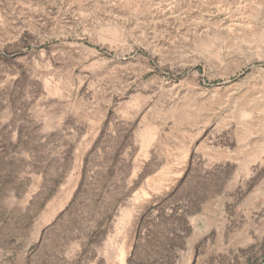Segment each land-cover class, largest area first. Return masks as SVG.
Instances as JSON below:
<instances>
[{
	"label": "rangeland",
	"instance_id": "rangeland-1",
	"mask_svg": "<svg viewBox=\"0 0 264 264\" xmlns=\"http://www.w3.org/2000/svg\"><path fill=\"white\" fill-rule=\"evenodd\" d=\"M259 71L264 0H0V264H264Z\"/></svg>",
	"mask_w": 264,
	"mask_h": 264
},
{
	"label": "bare ground",
	"instance_id": "bare-ground-1",
	"mask_svg": "<svg viewBox=\"0 0 264 264\" xmlns=\"http://www.w3.org/2000/svg\"><path fill=\"white\" fill-rule=\"evenodd\" d=\"M258 61V60H257ZM260 62V61H259ZM253 66V65H252ZM243 68V67H242ZM255 72V71H254ZM251 77V76H250ZM249 77V78H250ZM264 84V73L263 71H259V75L256 77H253V88H258L259 85ZM252 88V89H253Z\"/></svg>",
	"mask_w": 264,
	"mask_h": 264
}]
</instances>
